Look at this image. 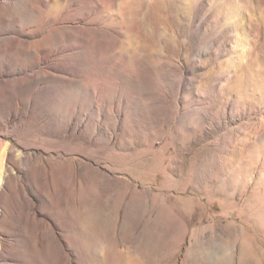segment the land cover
Wrapping results in <instances>:
<instances>
[{
  "label": "rangeland",
  "instance_id": "obj_1",
  "mask_svg": "<svg viewBox=\"0 0 264 264\" xmlns=\"http://www.w3.org/2000/svg\"><path fill=\"white\" fill-rule=\"evenodd\" d=\"M0 264H264V0H0Z\"/></svg>",
  "mask_w": 264,
  "mask_h": 264
}]
</instances>
